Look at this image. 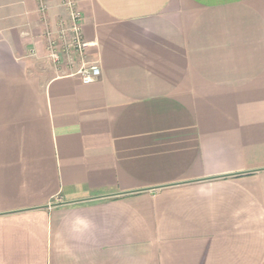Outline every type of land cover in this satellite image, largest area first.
<instances>
[{
  "label": "crops",
  "instance_id": "0c3cea01",
  "mask_svg": "<svg viewBox=\"0 0 264 264\" xmlns=\"http://www.w3.org/2000/svg\"><path fill=\"white\" fill-rule=\"evenodd\" d=\"M63 2L0 0V264H264V0H75L55 68Z\"/></svg>",
  "mask_w": 264,
  "mask_h": 264
},
{
  "label": "built area",
  "instance_id": "2783aa9c",
  "mask_svg": "<svg viewBox=\"0 0 264 264\" xmlns=\"http://www.w3.org/2000/svg\"><path fill=\"white\" fill-rule=\"evenodd\" d=\"M62 6L67 13V19L59 23L55 32L45 33L46 58L55 68L72 62L75 57H82L89 47L82 36V18L75 0H64ZM40 9L43 11L44 6ZM74 75L83 83H92L99 78L100 70L96 65H82Z\"/></svg>",
  "mask_w": 264,
  "mask_h": 264
}]
</instances>
